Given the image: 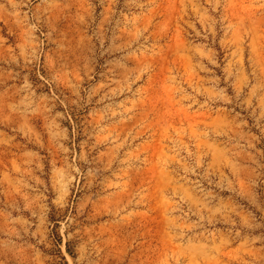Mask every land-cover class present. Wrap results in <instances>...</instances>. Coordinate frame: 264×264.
Returning a JSON list of instances; mask_svg holds the SVG:
<instances>
[{
    "label": "rangeland",
    "instance_id": "1",
    "mask_svg": "<svg viewBox=\"0 0 264 264\" xmlns=\"http://www.w3.org/2000/svg\"><path fill=\"white\" fill-rule=\"evenodd\" d=\"M0 264H264V0H0Z\"/></svg>",
    "mask_w": 264,
    "mask_h": 264
}]
</instances>
